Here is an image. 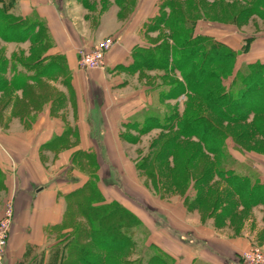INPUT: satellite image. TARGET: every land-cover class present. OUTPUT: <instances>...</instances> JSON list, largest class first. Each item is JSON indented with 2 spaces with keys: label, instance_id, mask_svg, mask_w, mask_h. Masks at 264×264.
I'll return each instance as SVG.
<instances>
[{
  "label": "rangeland",
  "instance_id": "374dc122",
  "mask_svg": "<svg viewBox=\"0 0 264 264\" xmlns=\"http://www.w3.org/2000/svg\"><path fill=\"white\" fill-rule=\"evenodd\" d=\"M202 7L208 19L203 22V27L198 29L199 32L207 33L230 46L232 35L248 37V42L253 41L252 36L264 39V21L253 14L245 15L247 12L245 4L239 1L227 3L205 0ZM232 25H236L238 30L235 28L232 30ZM148 36L151 43L155 44L162 39L163 33L157 30ZM105 38L107 37L99 40L91 49ZM262 40L255 50L248 49L241 55L247 57L246 54L249 53L256 57L255 55L264 53ZM238 49L242 51L243 46ZM2 52L4 53V50ZM241 55L236 63L237 67L240 66V62H250L248 59L243 60ZM162 74L158 75L156 83L168 82L173 76L180 77L178 70L165 79L161 77ZM112 79L118 82L125 77H119L117 74ZM160 86L163 87L164 84ZM56 87L52 78L38 82L30 81L21 88L1 87L0 139L6 144V148L20 156L16 158L18 165H12V168L20 166L23 170L33 161V158L26 154V151L32 149L28 134L33 125L28 122L49 118L56 113L49 109L53 100L58 97ZM134 88H120L118 93L126 96L133 92ZM159 90L162 89H156L157 97ZM206 90L208 91L207 88ZM162 100L164 104L180 112L187 109L190 114L193 108L198 106L200 99L199 95L191 94L188 97L186 93H182L178 98ZM159 105L158 102L154 104L161 114L165 113L167 108ZM144 117L145 115L139 114L136 118L142 120ZM213 119L235 137V141L231 140L228 144V151L232 157L220 159L218 164L216 163L219 159L203 146L198 136H178L176 130H161L150 128L151 126L139 131L131 124H127L129 122L127 120L124 125H119L117 141L104 142L111 150V158L105 151L101 152L102 157L100 151L96 152L100 136L92 140V150L83 151L84 154L79 155L80 152H77L74 157L63 161L58 157H40L37 160L47 172L55 173L64 166L68 167L65 177L69 179L70 184L67 185L68 188L64 186V192L58 193L62 204V216L67 212V207H71L69 201L71 197L68 198L66 194L79 190L87 181L88 184L91 182L96 184V191L87 187V192L91 195L89 198H93L97 205L119 203L135 216L136 224L130 228L132 246L122 250L115 247L116 249L108 253L114 261L109 264H151L154 257L166 259L160 264H232V259L234 264H244L243 255L250 256L255 250L264 253V223L261 225L258 223L257 214L251 211L254 207L245 208L239 204L241 195L231 189L224 176L213 172L212 167L216 165H221L225 169L234 167L240 176L260 178L264 183V113H252L247 119L234 123L220 118ZM138 126L140 128L141 125ZM59 162H62V165ZM74 169L76 172L72 174L71 171ZM208 172L212 174L210 177ZM200 177H203L201 180L205 181L207 187L204 188L203 203L198 205L194 200ZM183 179V184L178 186L176 182ZM238 185L242 186L241 183ZM185 196L188 198L187 202L192 203V208L185 204ZM8 205L13 209L11 230L15 217L13 197L6 200L4 210ZM75 220L78 223L85 222L79 212L72 216V222ZM71 226L70 223L64 225L62 229L46 227L43 245L30 246L25 260L30 264H58L62 253L58 254V257L56 254L52 260L53 253L61 251V247H56L59 241L75 233L76 230L74 231L72 229L74 227ZM255 228L257 229L255 240L250 241L245 233L252 234ZM105 240L111 245V240L107 238ZM241 240H249V243L242 247L237 243L243 242ZM87 242L91 243L90 247L95 255L100 258L106 255L101 246L102 242H98V245L93 244V241ZM203 245L208 248H219L229 257L223 259L205 249L202 251ZM74 256L72 252L69 256L66 255L65 258L69 257L66 264H84L75 263ZM84 258L88 264H104L97 259L98 257ZM155 262L154 260L153 264Z\"/></svg>",
  "mask_w": 264,
  "mask_h": 264
},
{
  "label": "crops",
  "instance_id": "0c3cea01",
  "mask_svg": "<svg viewBox=\"0 0 264 264\" xmlns=\"http://www.w3.org/2000/svg\"><path fill=\"white\" fill-rule=\"evenodd\" d=\"M159 2L160 0H0V7L3 6L6 12L22 19L30 18L36 24L31 36L43 29L49 37L41 42L31 36L4 38L0 35V46H4L0 47V61L4 62L0 76L11 80L20 73L27 79L25 85L30 81L52 78L58 95L49 107L55 114L49 116V113V118L28 122L33 125L28 134L32 149L26 151V154L33 161L25 169L15 167L18 163L16 158L20 156L6 148V144L0 139V218L3 216L6 200L13 197L15 201L14 223L10 230L4 264H30L25 260L28 248L43 245L45 228L55 225L61 218L59 194L64 192V186L68 188L67 185L70 184L65 177L68 167L64 166L55 173L47 172L37 158L58 157L62 161L70 159L77 152L91 151L92 140L100 136L96 152L100 151L101 156V152L105 151L111 158V150L104 142L117 141L119 125H124V122L139 114L144 115L147 109L154 107L157 92L153 85L156 86L157 77L162 71L144 70L130 65L134 62L133 51L136 48L155 46L147 39L148 34L153 32L145 33L143 27L147 19L158 12ZM239 2L249 6L244 0ZM184 7L187 9L186 5ZM253 16L264 21V10L255 12ZM203 22L204 19L198 20L196 29L202 28ZM234 28L238 30L236 25H232V30ZM104 37H114L118 43L106 55L103 67L89 70L79 68V49H91ZM252 38L250 51L255 50L262 40L254 36ZM248 40V37L232 35V47L238 49L246 45ZM261 45H264V39ZM246 55L248 56L241 57L250 62L264 58V53L257 54L256 57L249 53ZM36 59L44 63L53 62L55 65L47 73L39 74L36 73L37 69L30 67V62ZM35 74H38L37 78L32 79ZM117 74L125 79L114 81L112 78ZM132 87H135L133 92L126 96L118 93L120 88ZM5 88L13 87L9 83ZM128 118L130 119L127 120ZM59 163L62 165V162ZM12 165L15 166L12 168ZM75 172L76 169L71 171L72 174ZM251 211L257 214L258 223L263 224L264 205H256ZM256 232L255 228L252 234L248 232L245 235L250 241H254ZM249 240L237 243L243 247ZM204 249L223 259L229 257L225 251L216 247L208 248L203 245L202 251Z\"/></svg>",
  "mask_w": 264,
  "mask_h": 264
},
{
  "label": "trees",
  "instance_id": "16d2710c",
  "mask_svg": "<svg viewBox=\"0 0 264 264\" xmlns=\"http://www.w3.org/2000/svg\"><path fill=\"white\" fill-rule=\"evenodd\" d=\"M203 1L205 0H160L158 12L144 23L145 33L160 30L164 37L162 36L155 46L136 48L133 51L134 62L130 67L160 70L163 72L161 77L164 79L178 70L180 77L173 76L168 82L153 85L155 89H162L159 90V96H156V103H160L159 107L167 108L165 113L161 114L155 105L146 110L142 120L135 117L127 124H131L139 131L151 126L150 128L155 127L161 130H176L178 136H198L203 146L216 159H219L216 163L218 164L220 159L232 157L231 152L228 151V144L231 140L235 141V137L218 125L213 118L234 123L247 119L252 113H264V58L243 62L237 67L239 56L250 49V41L246 42L241 51L207 33L199 32L196 29L198 20L208 19L202 7ZM217 1L232 3L239 0H213V2ZM244 1L249 5L247 12H244L247 16L264 10V0ZM35 26L36 24L30 18L22 19L6 12L3 6L0 7V35L2 37L27 38L31 36ZM31 37L41 42L49 38L48 33L43 29L32 34ZM30 64V67L37 69L36 73L39 74L47 73L55 65L53 62L44 63L37 59L31 61ZM3 68L4 62L0 61V70ZM37 75L35 74L32 79H36ZM26 80V77L20 73L11 80L0 76V89L9 86V83L13 88H21L27 83ZM163 84L164 86L161 87L160 85ZM182 93H186L188 97L191 94L199 95L198 106L193 108L191 115L188 114L187 109L180 112L163 103L162 99L178 98ZM139 124L140 128H138ZM81 154L84 153L80 152L79 155ZM212 170L224 176L231 189L241 195L239 204L245 208L264 205V183L260 181V178L253 179L249 175L240 176L234 167L225 169L221 165H216L212 167ZM211 175L208 172V176ZM199 179L198 191L194 200L198 202L196 203L198 205L203 203L205 197L203 192L207 187L205 181H202L203 177ZM183 181L184 179L176 183L180 186ZM238 183L242 186L240 187ZM87 184L88 181L79 190L66 194L68 198L71 197L69 199L71 207H67L68 210L63 216L61 214L57 224L47 227L62 229L64 225L71 223V227H74L72 229L76 230L74 234L68 235L56 245L62 248L61 251H55L52 256L53 260L56 254L58 257V254L62 253L58 264H66L69 257L65 258V256H69L71 252L75 255V263L88 264L84 257H98L101 263L109 264L114 261L108 253L116 249L115 247L122 250L132 246L130 228L136 224L135 216L119 203L97 205L93 198H89L91 195L87 192V187L96 191V184L92 182ZM184 200L185 204L192 208V203L187 202V196ZM78 212L85 222L78 223L76 220L72 222V216ZM106 238L111 240V245L106 242ZM87 241H93L95 245L102 242L101 246L106 251V255H102L101 258L95 255L90 247L91 243ZM154 260L155 264H160L166 259L154 257L151 259V264Z\"/></svg>",
  "mask_w": 264,
  "mask_h": 264
},
{
  "label": "built area",
  "instance_id": "2783aa9c",
  "mask_svg": "<svg viewBox=\"0 0 264 264\" xmlns=\"http://www.w3.org/2000/svg\"><path fill=\"white\" fill-rule=\"evenodd\" d=\"M118 43L114 37H107L93 49L80 48L78 51V66L83 70L102 68L108 52ZM13 209L11 205L4 210L0 218V264H4L12 225ZM244 264H264V253L255 250L250 256L243 255Z\"/></svg>",
  "mask_w": 264,
  "mask_h": 264
}]
</instances>
